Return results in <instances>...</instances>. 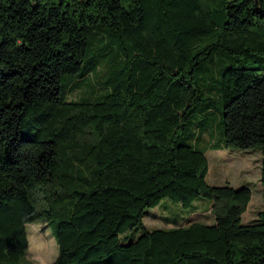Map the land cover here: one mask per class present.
Segmentation results:
<instances>
[{"label": "trees", "instance_id": "16d2710c", "mask_svg": "<svg viewBox=\"0 0 264 264\" xmlns=\"http://www.w3.org/2000/svg\"><path fill=\"white\" fill-rule=\"evenodd\" d=\"M95 39L108 92L68 101ZM217 50L264 57V0H0V264L35 223L53 264H264V68L224 69L220 145L190 132L215 117L197 76ZM254 149L262 210L243 225L251 192L209 186L205 154ZM163 199L207 200L214 223L148 231Z\"/></svg>", "mask_w": 264, "mask_h": 264}, {"label": "rangeland", "instance_id": "374dc122", "mask_svg": "<svg viewBox=\"0 0 264 264\" xmlns=\"http://www.w3.org/2000/svg\"><path fill=\"white\" fill-rule=\"evenodd\" d=\"M89 60L82 68V73L74 77H64L62 81V94L68 101L96 102L107 92L106 81L111 74V64L107 60L102 62L98 57L102 50L100 40L93 41ZM204 70L197 76L200 79L202 91L213 98L211 108L215 110V117L203 121L202 128L191 129L196 137L199 134V147L209 148L218 146L223 140L222 101L217 94L224 69L233 67L264 68V57L259 56H231L217 50L213 56L204 63ZM217 108L218 113H217ZM203 118V117H202ZM200 118V119H202ZM208 162L206 182L211 187H230L233 189L247 188L251 192V201L247 211L242 216V224L256 221L258 213L262 210V186L260 183V168L262 162L261 152L257 149L250 151L240 150H212L205 154ZM211 204L204 199H197L193 204L184 208L168 199L147 209L143 217V227L148 231L185 227L191 223H214L210 213ZM28 249L16 264H53L58 258V247L52 235V229L46 224L35 223L26 227ZM140 235L135 229L122 237V241L130 242Z\"/></svg>", "mask_w": 264, "mask_h": 264}]
</instances>
